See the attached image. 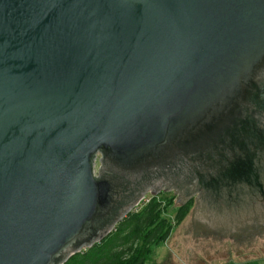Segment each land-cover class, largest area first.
I'll list each match as a JSON object with an SVG mask.
<instances>
[{"label":"water","instance_id":"95a60500","mask_svg":"<svg viewBox=\"0 0 264 264\" xmlns=\"http://www.w3.org/2000/svg\"><path fill=\"white\" fill-rule=\"evenodd\" d=\"M161 187L264 225V0H0V264H64Z\"/></svg>","mask_w":264,"mask_h":264},{"label":"trees","instance_id":"16d2710c","mask_svg":"<svg viewBox=\"0 0 264 264\" xmlns=\"http://www.w3.org/2000/svg\"><path fill=\"white\" fill-rule=\"evenodd\" d=\"M168 194L161 190L149 201L139 203L101 241L74 254L64 264H146L153 246L166 241L193 207L194 194L179 205L173 219L169 218L166 211L174 203V196Z\"/></svg>","mask_w":264,"mask_h":264},{"label":"rangeland","instance_id":"374dc122","mask_svg":"<svg viewBox=\"0 0 264 264\" xmlns=\"http://www.w3.org/2000/svg\"><path fill=\"white\" fill-rule=\"evenodd\" d=\"M164 189L165 187H161L155 194ZM167 192L174 196V203L168 207L166 216L173 219L182 203L177 202L179 192ZM152 195L154 194L149 190L146 199L150 200ZM199 195L200 193L193 195V207L188 217L174 227L166 241L153 246V253L146 264H225L231 258L232 264H237L234 261L239 260L240 252L242 255L248 254L242 260L255 258L256 251L263 247L264 225L228 236L217 234L195 222L194 211Z\"/></svg>","mask_w":264,"mask_h":264},{"label":"crops","instance_id":"0c3cea01","mask_svg":"<svg viewBox=\"0 0 264 264\" xmlns=\"http://www.w3.org/2000/svg\"><path fill=\"white\" fill-rule=\"evenodd\" d=\"M247 253H238L239 260H235L234 262L237 264H264V243H263V247L260 248L258 251H256L255 253V258L254 259H246V260H242V258H246L247 257ZM232 258L229 259L225 264H232Z\"/></svg>","mask_w":264,"mask_h":264},{"label":"built area","instance_id":"2783aa9c","mask_svg":"<svg viewBox=\"0 0 264 264\" xmlns=\"http://www.w3.org/2000/svg\"><path fill=\"white\" fill-rule=\"evenodd\" d=\"M99 158H100V157H97V159L95 160V173H96V174L98 173V171H99V167H100V160H99ZM145 199H146V195H145L143 198H141V200L139 201V203L144 202ZM146 201H149V199H146ZM139 203H138L136 206H138ZM86 249H87V248H83V249L81 250V252H82L83 250H86Z\"/></svg>","mask_w":264,"mask_h":264},{"label":"flooded vegetation","instance_id":"af4514ba","mask_svg":"<svg viewBox=\"0 0 264 264\" xmlns=\"http://www.w3.org/2000/svg\"><path fill=\"white\" fill-rule=\"evenodd\" d=\"M196 203H197V202H196ZM73 255H74V254H73ZM73 255H72V256H73ZM69 258H70V257H69ZM69 258H68V259H69Z\"/></svg>","mask_w":264,"mask_h":264}]
</instances>
